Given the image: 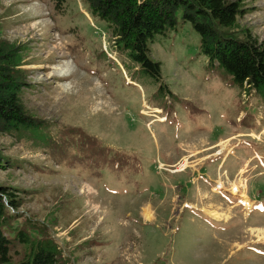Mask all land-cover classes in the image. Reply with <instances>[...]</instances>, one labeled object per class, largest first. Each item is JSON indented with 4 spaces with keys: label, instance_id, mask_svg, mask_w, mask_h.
I'll return each mask as SVG.
<instances>
[{
    "label": "rangeland",
    "instance_id": "obj_1",
    "mask_svg": "<svg viewBox=\"0 0 264 264\" xmlns=\"http://www.w3.org/2000/svg\"><path fill=\"white\" fill-rule=\"evenodd\" d=\"M241 8L238 35L264 44V0ZM177 19L148 43L155 78L84 0H0V40L20 52L21 101L40 122L0 132V190L20 200L0 192L20 214L11 239L41 229L58 264H264V86H240ZM28 249L12 240L11 264Z\"/></svg>",
    "mask_w": 264,
    "mask_h": 264
},
{
    "label": "trees",
    "instance_id": "obj_2",
    "mask_svg": "<svg viewBox=\"0 0 264 264\" xmlns=\"http://www.w3.org/2000/svg\"><path fill=\"white\" fill-rule=\"evenodd\" d=\"M61 8L65 0H52ZM93 16L105 21L114 44L141 69L155 78L160 77V63L150 56L149 41L156 33L175 29L177 15L188 21L200 35L202 52L217 61L234 77L240 86H264V44L244 29L238 35L237 22L248 10L241 0H84ZM21 55L17 48L0 40V132L17 128H38L40 122L28 113L21 101L25 85V69L19 68ZM2 157L0 156V161ZM10 206L16 210L20 200L1 187ZM12 214L0 195V264H11L10 245L17 239L28 252L15 264H58L60 252L53 239L41 229L31 236L23 228L15 239L5 229L9 221L19 218ZM29 223V222H28Z\"/></svg>",
    "mask_w": 264,
    "mask_h": 264
},
{
    "label": "bare ground",
    "instance_id": "obj_3",
    "mask_svg": "<svg viewBox=\"0 0 264 264\" xmlns=\"http://www.w3.org/2000/svg\"><path fill=\"white\" fill-rule=\"evenodd\" d=\"M64 66V65H63ZM65 67V66H64ZM55 68V67H54ZM62 69V71H59V72H63L64 71V68L62 67L61 68ZM221 144V146H222V150H223V148H224V143H220ZM221 149H220V151H222ZM221 152H219V153H217V154H220ZM216 154V155H217ZM88 191H90V189L88 188ZM232 193L233 194H235L236 192H235V188H233V191H232ZM246 203H247V205H246V207H249L250 206V202H249V200H247V198H246ZM209 214H211L214 218H219L218 216L219 215H217V214H215V213H209ZM141 215H142V217L145 219V220H152L153 219V213L151 212V208H150V206L149 205H145L143 208H142V210H141ZM260 231V230H259ZM258 234H260V233H258Z\"/></svg>",
    "mask_w": 264,
    "mask_h": 264
},
{
    "label": "built area",
    "instance_id": "obj_4",
    "mask_svg": "<svg viewBox=\"0 0 264 264\" xmlns=\"http://www.w3.org/2000/svg\"><path fill=\"white\" fill-rule=\"evenodd\" d=\"M222 189V188H221Z\"/></svg>",
    "mask_w": 264,
    "mask_h": 264
}]
</instances>
